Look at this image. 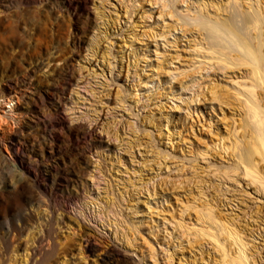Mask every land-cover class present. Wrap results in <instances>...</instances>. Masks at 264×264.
Masks as SVG:
<instances>
[{"label":"rangeland","instance_id":"1","mask_svg":"<svg viewBox=\"0 0 264 264\" xmlns=\"http://www.w3.org/2000/svg\"><path fill=\"white\" fill-rule=\"evenodd\" d=\"M224 27L257 48L258 68ZM255 133L264 144V0H0L7 264L35 251L52 264H115L108 252L264 264V191L244 175L253 153L264 180ZM36 193L65 223L32 248Z\"/></svg>","mask_w":264,"mask_h":264},{"label":"bare ground","instance_id":"2","mask_svg":"<svg viewBox=\"0 0 264 264\" xmlns=\"http://www.w3.org/2000/svg\"><path fill=\"white\" fill-rule=\"evenodd\" d=\"M240 22V21H239ZM252 22H245V23H242L245 27V24L246 25H250ZM241 24V25H242ZM242 25V26H243ZM257 25V22H253V26L255 27ZM252 26V25H251ZM257 27V26H256ZM220 27L218 26H212L211 29H210V33L211 35H215L217 36V33H220ZM236 28V27H235ZM224 29L225 31V34H227V36L229 37H233L237 40H228V41H231V43H234V45L236 44L238 47H241L242 49V57L244 56V59L242 58V61L241 62H250V64L252 65H255V69L258 68V66L261 65V57H259L260 53L258 52L257 48H253V46H251L250 43H248V41H246L244 38H242V35L240 33H242L240 30H235V29H232V28H222ZM256 29V28H255ZM240 31V32H239ZM221 34V33H220ZM220 36V35H219ZM223 36V35H222ZM221 37V36H220ZM224 37V36H223ZM250 37V36H249ZM226 38V36H225ZM224 38V39H225ZM251 38V37H250ZM227 39V38H226ZM248 40V38H246ZM250 40V39H249ZM217 41V40H216ZM222 41V40H221ZM237 41V43H236ZM223 43V42H222ZM230 43V42H229ZM230 43V44H231ZM227 44V43H226ZM232 45V44H231ZM235 45V46H236ZM228 46V44H227ZM237 47V48H238ZM240 49V50H241ZM239 50V49H238ZM239 52V51H237ZM241 53V52H240ZM240 55V54H239ZM221 57V56H220ZM59 59V58H58ZM56 58V60H58ZM227 61V60H226ZM232 63H234L236 65V63L239 65V61H235L234 59L231 60ZM236 62V63H235ZM242 64V63H240ZM68 69V65L65 64L63 67L61 68H57L55 66H52L50 67V71L52 72V74H55L57 75L58 77H60L61 75H63V73ZM66 79L63 80V82H65ZM63 85V84H62ZM249 108V107H248ZM250 109V108H249ZM252 109V108H251ZM252 111V110H251ZM257 112V111H256ZM254 113V112H253ZM255 116V115H254ZM253 116V117H254ZM256 118H257V113H256ZM259 118V116H258ZM258 121V120H257ZM256 122V121H255ZM259 122V121H258ZM57 123L56 122H50L47 126H46V134L44 135V137L46 139H48V135L47 133L49 132L48 130L49 129H52L55 127ZM258 124V123H256ZM262 125V124H261ZM257 128H260V127H257ZM256 132V131H255ZM259 132V131H258ZM256 134V133H255ZM260 134H262L260 132ZM260 134H256L255 137L257 138L256 140V143L252 144V149H253V152L257 155H259L262 160L264 161V144H263V137L262 135ZM19 138V135L16 134L15 135V139L17 140ZM75 149V148H74ZM246 154H249V153H246ZM253 154V153H252ZM252 154L250 153L248 155V158L245 159L246 163H249V164H246L245 167H244V175L246 177H249L252 182H256L260 187L261 189L264 191V180L263 178L261 177L260 173H258L256 171V168L252 167L251 164V159L252 157ZM247 157V156H246ZM251 158V159H250ZM243 162V161H242ZM255 169V170H254ZM75 175V173H73ZM31 207L32 208H37V209H43L41 211H38L36 214V218H37V221H38V228L35 229L34 231V234H33V237L31 239H26L24 241V244L26 246H30L32 245V248H34V245L37 243V241H41L42 239L48 237V234H51V230H52V225H56V226H61L62 224L65 223V219H64V216L62 214H60L59 212H57L53 207H51L50 205H48V203L46 202L45 198L41 195V194H37L36 193V196H33V199H32V202H31ZM212 218V216H211ZM210 219V218H209ZM212 220V219H211ZM34 229V228H33ZM222 230V229H221ZM8 232H10V230L8 229L7 230ZM17 231V234H23L24 231H26V228L23 229V228H19L16 230ZM224 235V233H223ZM31 242V243H30ZM6 244L5 247L3 248H0V264H7L8 263V260H7V257L3 254L2 250L1 249H8L10 245H13L15 247V249L18 247V243H16L14 241V238H12L11 240H5L4 242ZM33 254V253H32ZM223 254L225 255V250L223 251ZM34 257H32V261L30 262V264H52V262L54 261V254L52 253H41V252H34ZM107 257H108V260L114 262L115 264H128L125 260H122V259H119L114 253L112 252H108L107 254ZM226 261V260H225ZM241 262V261H240ZM239 261H236V260H231V263L230 264H240ZM242 263V262H241Z\"/></svg>","mask_w":264,"mask_h":264}]
</instances>
